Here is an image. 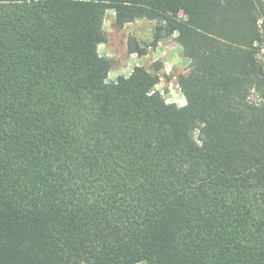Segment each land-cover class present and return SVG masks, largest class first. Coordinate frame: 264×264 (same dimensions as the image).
Returning <instances> with one entry per match:
<instances>
[{"label": "trees", "instance_id": "obj_1", "mask_svg": "<svg viewBox=\"0 0 264 264\" xmlns=\"http://www.w3.org/2000/svg\"><path fill=\"white\" fill-rule=\"evenodd\" d=\"M108 9L176 34L186 104L108 81ZM263 44L264 0H0V264H264Z\"/></svg>", "mask_w": 264, "mask_h": 264}, {"label": "rangeland", "instance_id": "obj_2", "mask_svg": "<svg viewBox=\"0 0 264 264\" xmlns=\"http://www.w3.org/2000/svg\"><path fill=\"white\" fill-rule=\"evenodd\" d=\"M102 24L108 39L106 44L101 45L99 53L104 56L108 53L107 57L114 60L108 81L116 80L120 76L128 77L133 73L135 66L144 65L160 75L157 88L167 101L179 105L186 104L185 93L179 86V76L189 71L190 61L184 57L183 48L176 34L153 45L158 21L138 19L121 27L116 24L113 9L105 12ZM131 46L146 48L147 54L139 56ZM259 58L264 64V44L259 52Z\"/></svg>", "mask_w": 264, "mask_h": 264}, {"label": "crops", "instance_id": "obj_3", "mask_svg": "<svg viewBox=\"0 0 264 264\" xmlns=\"http://www.w3.org/2000/svg\"><path fill=\"white\" fill-rule=\"evenodd\" d=\"M103 44H104V43H101V44L99 45V50H100V47H102L101 45H103ZM105 44H106V43H105ZM133 54H134V53H133ZM106 56H109V54L107 53ZM138 58L141 59L139 56H138ZM140 61H141V60H140ZM138 65H139V64H138Z\"/></svg>", "mask_w": 264, "mask_h": 264}]
</instances>
